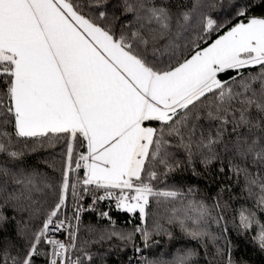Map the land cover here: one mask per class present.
Returning <instances> with one entry per match:
<instances>
[{"label":"snow or ice","instance_id":"obj_1","mask_svg":"<svg viewBox=\"0 0 264 264\" xmlns=\"http://www.w3.org/2000/svg\"><path fill=\"white\" fill-rule=\"evenodd\" d=\"M102 6L103 0L88 5ZM253 6L254 0L234 4L235 16L243 19L210 40L227 21L208 15L204 9L213 5L201 0L191 9L174 0H124L131 20L118 31L101 23L106 11L86 14L78 0H0V155L19 161L20 141L64 144L56 183L35 171L0 166L5 204L23 199L31 206L40 203L38 196L47 204L51 198L39 228L30 236L27 228L19 229L22 251L0 248V264H34L41 255L46 264L91 260L87 253L72 257L78 225L61 219L69 192L77 202L73 219L95 210L78 203L90 192L93 205L115 199L118 209L139 214L135 231L145 241L163 230L159 221L152 231L143 227L153 201L160 206L187 200L185 208L171 209L167 222L178 223L192 239L209 236V209L188 199L192 189L184 193L153 182L179 166L172 149H183L189 163L197 154L211 163L229 125L236 137L233 156L258 169L252 173L247 163L229 162V171L237 178L242 174L245 190L255 196V211L239 210V228L255 227L253 240L264 250V221L257 215L264 213V16L248 15ZM192 31L194 40L179 43ZM227 72L235 75L221 79ZM9 178L16 185L10 192ZM39 213L37 208L32 215ZM100 215L111 221L107 212ZM5 221L0 213V224ZM61 231L67 242L51 238ZM113 234L126 240L133 235ZM195 255L178 253L161 264H190ZM227 264H233L230 250Z\"/></svg>","mask_w":264,"mask_h":264},{"label":"trees","instance_id":"obj_2","mask_svg":"<svg viewBox=\"0 0 264 264\" xmlns=\"http://www.w3.org/2000/svg\"><path fill=\"white\" fill-rule=\"evenodd\" d=\"M84 5V12L93 16L98 15V11H106V19L102 21L105 26H110L114 30H119L123 24L131 20V15L124 12V0H103V6L100 9L90 8L88 5L92 0H78ZM182 3L187 9H191L196 0H174ZM203 4H211L213 7L204 10L218 23L227 21V27L222 28L219 33H213L210 40H215L217 35H223L228 27H231L243 17H237L234 13V4L247 3L248 0H201ZM248 15L264 16V3L261 0H254ZM175 12L176 9L173 8ZM197 32L183 33L179 38V43L189 44L194 40ZM210 42V41H209ZM251 71H255L252 69ZM247 74V72L245 73ZM235 75L234 72H227L221 75V79H228ZM204 127H208L207 121H202ZM215 128L213 126V132ZM241 131H246L241 129ZM235 134L232 133V126L229 125L224 132L222 140L215 146L216 158L211 163L201 162V155L194 156L191 163L183 149H172L175 160L179 161V166L168 172L167 175H161L154 185L157 188H171L187 193L189 189L193 190V195L188 199L196 202H203L209 209L210 215L207 217V230L209 236L201 239H192L178 223L169 224L167 217L171 214V209L185 208L187 200L183 203L176 201L173 204L157 206L153 201L149 208V216L143 225L149 231L153 229V222L159 221L163 230L154 232L153 235L145 241L140 232L135 229L141 224L138 213H128L117 208L115 199L101 200L91 206L95 210L83 211L79 220L73 219V211L76 201L73 200L69 192L66 200V206L62 210L61 217H67L72 225H78L76 240V249L72 252V257L81 256L87 253L91 260L83 259V264H132L133 254L137 248L141 249L142 256L144 252L147 255L146 264H161L162 261H171L178 253L193 251L196 255L190 261V264H227L229 250L233 264H264V250H261L258 244L253 240L256 228L243 232L239 228L238 213L241 208L256 210L255 196H249L245 190V179L241 174L239 178L229 171V162L239 164L241 167L247 163L248 169L252 173L258 171L257 167L252 165L250 160L241 161L233 156L232 144L235 140ZM17 149L22 150L24 155L19 161H9L6 157L0 155V166L8 167L14 172H37L46 177L50 183H56L61 176V170L64 167V144L62 140H53L49 142H37L33 140L20 141L16 145ZM223 168V171H221ZM158 172L163 173L162 167ZM80 176L83 175L81 171ZM74 178V177H73ZM7 186V191L16 188L14 183ZM90 188L92 186H89ZM253 191H257L253 189ZM100 195L102 193H96ZM93 200L92 193L84 195ZM40 203L31 204L29 201L21 200L18 203L3 202L0 197V213L6 217V221L0 224V248L7 247L13 253L17 250H23L24 240L18 235L20 228H27V235L41 226L44 213L51 203H44V197H37ZM81 201H78L81 204ZM219 204L220 207H216ZM88 207V208H89ZM39 208V215H32L33 210ZM223 209V210H221ZM101 212H107L108 218L101 217ZM258 218L264 221V213L257 212ZM222 216L217 223V218ZM132 233V239H121L119 235L113 233ZM212 237L216 239L213 240ZM41 249L47 251L45 245ZM217 249L220 252H217ZM144 250V252H143ZM143 258V257H142ZM143 263L145 264L144 260ZM34 264H46L43 255L34 260Z\"/></svg>","mask_w":264,"mask_h":264},{"label":"built area","instance_id":"obj_3","mask_svg":"<svg viewBox=\"0 0 264 264\" xmlns=\"http://www.w3.org/2000/svg\"><path fill=\"white\" fill-rule=\"evenodd\" d=\"M93 200L90 197H84L81 201V204L84 208H88L89 206H91ZM51 238H56V239H60L62 241L67 242V232L61 231V232H57L55 234H50ZM142 254H141V250L137 249L134 254H133V262L132 264H141L139 263V259L141 258ZM75 257H73L74 259Z\"/></svg>","mask_w":264,"mask_h":264},{"label":"rangeland","instance_id":"obj_4","mask_svg":"<svg viewBox=\"0 0 264 264\" xmlns=\"http://www.w3.org/2000/svg\"><path fill=\"white\" fill-rule=\"evenodd\" d=\"M61 219H63V217H61ZM143 252H144V250H143ZM144 256H143V258L140 260V261H138L139 263H141V264H144L143 263V260H144V262H145V264H146V260H147V255H146V253L144 252Z\"/></svg>","mask_w":264,"mask_h":264},{"label":"bare ground","instance_id":"obj_5","mask_svg":"<svg viewBox=\"0 0 264 264\" xmlns=\"http://www.w3.org/2000/svg\"><path fill=\"white\" fill-rule=\"evenodd\" d=\"M137 249H140V248H137ZM137 249H136V250H137ZM136 250H135V251H136ZM140 250H141V249H140ZM135 251H134V252H135ZM141 254H142V252H141ZM142 257H143V256H141V258L139 259V261L142 259Z\"/></svg>","mask_w":264,"mask_h":264}]
</instances>
